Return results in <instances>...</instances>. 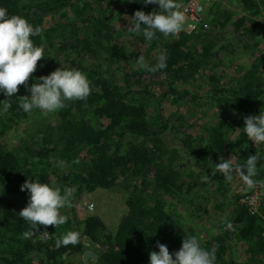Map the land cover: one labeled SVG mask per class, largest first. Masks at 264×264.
I'll list each match as a JSON object with an SVG mask.
<instances>
[{"label":"trees","instance_id":"16d2710c","mask_svg":"<svg viewBox=\"0 0 264 264\" xmlns=\"http://www.w3.org/2000/svg\"><path fill=\"white\" fill-rule=\"evenodd\" d=\"M0 7L43 29V38L32 37L44 48L45 58L29 87L62 67L83 72L92 89L86 100L67 102V108L48 116L39 109L26 113L19 107L18 96L31 95L24 86L17 97L0 92V109L4 99L11 101L9 111L0 113V264H75L65 255L82 254L85 241L103 245L94 264H150L149 254L159 251L157 242L175 253L195 224L201 226L198 220L190 225L186 206L175 210L173 202L187 201L199 208L206 200L219 209L230 196V214L218 226L230 220L232 229L219 228L201 247L216 249L215 264H264V199L258 212L250 213L237 202L238 189L232 192L221 173L212 174L221 159L243 165L258 153V175L253 179L264 180V145L248 140L243 128L245 117L264 113V55L253 57L241 73L234 64L241 52L255 56L259 50L264 35L258 18L264 0H236L235 9L226 0H215L203 13L208 27L182 31L175 40L161 36L149 43L125 28L132 47L143 45L138 50L116 40L123 30L114 26L110 15L130 18L137 10L159 11L158 5L142 0H0ZM162 51L167 54L166 68L138 70L140 54L155 65ZM232 66L235 74L224 81ZM111 67L124 70L121 80ZM203 77L210 88L201 97L209 101L195 90L194 81ZM156 85L164 88L156 91ZM194 99L199 106H215V116L188 120L184 111L193 110ZM20 122L23 134L9 145L6 133ZM184 126L189 132H182ZM188 157L190 164L185 165ZM76 159L78 164L73 163ZM58 161L67 167L61 169ZM204 176L209 177L207 182L202 181ZM25 180L76 188L67 223L38 227L47 231V237L36 232L30 239L22 238L31 227L19 216L29 201V192L20 190ZM115 184L127 191L128 211L114 230L105 231L96 214L76 218L74 205L83 191ZM208 185L214 186L212 192ZM195 186L208 194L194 191ZM68 231H78L80 242L55 248V240Z\"/></svg>","mask_w":264,"mask_h":264},{"label":"clouds","instance_id":"9594fccd","mask_svg":"<svg viewBox=\"0 0 264 264\" xmlns=\"http://www.w3.org/2000/svg\"><path fill=\"white\" fill-rule=\"evenodd\" d=\"M142 3L158 5L159 11L147 14L142 10L135 11L128 18L129 32L142 35L149 43L161 36L165 39H179L187 22L184 5L180 0H142ZM42 33L40 26L33 27L26 18L18 15L9 16L7 9L0 7V92L7 98L14 97L20 87L24 86L31 95L18 96L19 107L26 113L39 109L42 115L48 116L67 108V102L86 100L92 89L83 72L62 67L49 75L41 76L39 80L42 82L32 83L29 87L28 82L36 72L39 61L45 58L44 48L36 46L32 37L43 38ZM166 61V51H162L155 65H151L143 54L138 56L136 65L138 70L155 72L166 68ZM7 98L0 109L2 114H6L11 108V101ZM243 128L248 140L255 145H264V113L245 117ZM259 159L258 153L249 156L243 165L234 163L232 158L221 159L212 169V174L221 173L227 182H231L235 173L243 182L245 191L255 189L258 185L264 187V181L253 179L258 175ZM55 163L61 169L67 167L64 161ZM73 163L78 164L79 159ZM201 179L207 182L209 177ZM20 190H27L30 194L27 206L19 212V216L31 225L29 230L22 233L23 239L32 238L39 226L45 229L49 226L57 228L67 223L68 217L61 210L73 206L75 187L65 186L62 189L55 181L49 184L25 180ZM89 210H94L93 204L89 205ZM228 227L231 228L230 223ZM80 235L78 231H68L55 240L54 247L75 246L80 242ZM157 247L158 252L152 251L149 254L150 264H215L216 261V249H204L193 235L184 238L181 248L175 253H170L168 247L159 242Z\"/></svg>","mask_w":264,"mask_h":264},{"label":"rangeland","instance_id":"374dc122","mask_svg":"<svg viewBox=\"0 0 264 264\" xmlns=\"http://www.w3.org/2000/svg\"><path fill=\"white\" fill-rule=\"evenodd\" d=\"M235 1L236 0H226V5L235 9V7H233L235 5ZM209 5H210V3L207 4L205 7H207ZM110 17L112 18V23L114 24V26L123 30V33H121L120 35H117L116 40L121 41V42H125L126 44L128 43L127 46L130 47L131 42L132 43H134V42L131 40V35L125 31V28H128V26H129V19H128L129 17L127 16V14H123L122 16H117L116 14L113 13L112 15H110ZM258 19L260 20V27H261V30L263 31V35H264V10L262 11V13L260 14V17ZM234 35L236 36L235 33L232 34L233 37H234ZM231 40H233V39H231ZM234 43H236V46L238 45V43L236 41ZM135 45L136 44H134L133 47L131 46L130 49H137L138 50L143 46V45H137V46H135ZM237 49L241 50V46L240 47L237 46ZM131 55H133V54H131ZM259 55H264V39L259 44V50L256 51L255 56H250L249 51H246V50L240 53V58L237 59L234 63V64H236V66H237V64H239V69H238L239 73L244 71V68H246L249 65V63L251 62L253 57H256ZM58 57H59V59H61L64 57V54H61ZM133 58L134 57L132 56L131 59L133 60ZM146 60L149 62L150 58L146 59ZM152 65H154V62L152 63ZM236 66H232V67H229L227 69L229 75H227L224 78V81H229L231 75H233V73L235 74ZM111 68H112L111 71L114 74H116L117 77L120 78V80H121V77L124 74V70L121 72L119 69L116 70V68H113V67H111ZM119 72H120V74H119ZM263 74H264V71H263ZM155 79L156 78H154V80ZM194 82H195V86L198 85L197 88L195 89L196 91H198L197 92L198 96L199 97L204 96L206 94L207 88L208 87L210 88V83L208 82V80H206L205 77H203V78L195 80ZM150 84L152 85L151 81H150ZM163 88H164L163 85H156L155 86L156 91H160ZM211 94L213 95L212 92H211ZM202 100L209 101L208 99H203V98H202ZM164 105L166 106L165 102H164ZM190 105L193 108V110H191L193 113L189 110L184 111V112H186L185 117L188 118V120H190V121L193 120V118H198V117L201 120L207 119V118H212V116H215V112H217L215 106L214 107L199 106V104L196 102V99L192 100L190 102ZM168 112L169 111L166 108V114ZM222 113H223V111H222ZM173 117H174V115H173ZM197 123H199V122H197ZM23 126H24L23 122H20L19 124L18 123L13 124V128H11L6 133V137H7V140L9 141V145H12L16 141L19 140V137H21L19 135L23 134ZM182 132H184V133L189 132V128L184 126ZM165 139L171 140V137H166ZM189 161H190V157H188L185 160V165L190 164ZM262 181H264V180L262 179ZM230 186L232 188V192L234 189H236V190L238 189V192H240V193L245 192V186L238 176H234L233 181L230 182ZM207 188H208V190H210L212 192V189L214 188V186L208 185ZM198 189H199V187L195 186L194 191H197L199 193L201 192V194H203V195L208 194V190L206 191L205 188H200L199 191H198ZM126 192H127L126 189L121 184H115L114 186L107 188V189L97 188V189L92 190L90 192L83 191L81 196L79 197L78 200H76L75 205H74L76 218L78 220H81L87 214H90V213L96 214L102 219V221L105 225V231L114 230L119 219H120V217L128 211V207L125 204V198L127 196ZM231 195H232V193H231ZM209 197H210V199L212 198V196H209ZM231 200H233V199L230 196L228 203H226V205H224L222 208H219V209L218 208H212V205L210 203H208V204L204 203V202H206V200H202L201 202H199L200 203L199 208H196L195 206L188 204L187 201H185L184 204H179V203L175 204V202H173L172 205H174L175 210H183V208L186 206L184 211H185V214L187 215V217H189L188 223L190 225L194 226V221L195 222H196V220L199 221L198 224L201 226H197L195 224V227H194L195 230L194 231L191 230L190 234L195 236L201 245L207 239L210 238L211 234L218 231L219 228H222V229L226 228L227 222L222 227H219L218 225H219V222L222 221L224 219V217H226V215L230 214V209L232 207V205L230 203ZM90 202H92L94 205V210H92V211H90L89 208L87 207V204ZM61 211H62L63 215H68L70 213V208H65V209H62ZM197 217L200 220L197 219ZM228 222H231V221L228 220ZM232 226L233 225L231 222V229H232ZM206 227H210V229H206ZM84 246H85V249H92L95 253H98L103 248L102 247L103 245L101 243H99L98 241L97 242L85 241ZM238 251L240 252V250H238ZM65 257L67 259L71 260L75 264L76 263L94 264V259H95V258L91 259L90 257L83 258L82 254L65 255ZM239 259H241V258H239Z\"/></svg>","mask_w":264,"mask_h":264},{"label":"built area","instance_id":"2783aa9c","mask_svg":"<svg viewBox=\"0 0 264 264\" xmlns=\"http://www.w3.org/2000/svg\"><path fill=\"white\" fill-rule=\"evenodd\" d=\"M215 0H185L184 5V11L187 18V22L185 25V31L195 32L199 30V28L205 29L208 27V22L205 20L203 13L205 10V6L209 3H212ZM264 199V187L257 186L255 189L248 190L245 192H242L238 196V203L246 207V209L250 213H256L258 212L260 206L262 205ZM93 204L92 202L87 204V207L89 208V205ZM231 224V222H227L228 224ZM38 236H44L47 237L45 233H43L41 230H37ZM88 244V243H87Z\"/></svg>","mask_w":264,"mask_h":264},{"label":"water","instance_id":"95a60500","mask_svg":"<svg viewBox=\"0 0 264 264\" xmlns=\"http://www.w3.org/2000/svg\"><path fill=\"white\" fill-rule=\"evenodd\" d=\"M83 258L90 257L91 259L96 258L97 253H95L92 249H85L82 253Z\"/></svg>","mask_w":264,"mask_h":264}]
</instances>
